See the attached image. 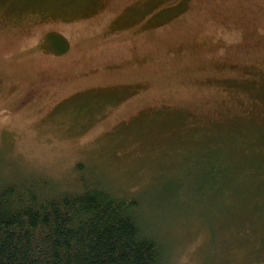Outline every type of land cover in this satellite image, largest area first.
Returning <instances> with one entry per match:
<instances>
[{
    "label": "rangeland",
    "instance_id": "1",
    "mask_svg": "<svg viewBox=\"0 0 264 264\" xmlns=\"http://www.w3.org/2000/svg\"><path fill=\"white\" fill-rule=\"evenodd\" d=\"M262 117L264 0H0V186L134 197L164 264H264Z\"/></svg>",
    "mask_w": 264,
    "mask_h": 264
},
{
    "label": "trees",
    "instance_id": "2",
    "mask_svg": "<svg viewBox=\"0 0 264 264\" xmlns=\"http://www.w3.org/2000/svg\"><path fill=\"white\" fill-rule=\"evenodd\" d=\"M233 117L227 118L238 122ZM78 182L79 190L71 193L44 182L0 186V264L165 263L163 245L137 218L134 197L115 195L100 182L89 185L80 177ZM241 222L235 224L237 233L227 225L229 236L247 242L232 232L248 233L253 247L245 250L254 261L263 260L264 231Z\"/></svg>",
    "mask_w": 264,
    "mask_h": 264
}]
</instances>
